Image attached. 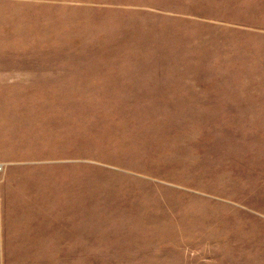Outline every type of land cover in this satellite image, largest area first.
Returning a JSON list of instances; mask_svg holds the SVG:
<instances>
[{
	"label": "rangeland",
	"instance_id": "374dc122",
	"mask_svg": "<svg viewBox=\"0 0 264 264\" xmlns=\"http://www.w3.org/2000/svg\"><path fill=\"white\" fill-rule=\"evenodd\" d=\"M26 2L0 0L13 8L0 18H24ZM131 5L84 2L73 12L76 19L113 22L124 37L182 18V60L149 65L212 66V75L182 78L246 84L256 88L244 92L248 99L264 103V18L228 17V4H219L207 34L208 20L197 11L178 17ZM83 25L89 38L92 30L116 29ZM207 42L216 47L213 58L201 56ZM132 61L145 60L123 63ZM75 102L76 116L85 111L83 137L75 116V178L84 173L90 187L89 218L72 223L84 221L85 230H0V264H264V122L224 121L230 117L221 108L209 116L207 108L136 106L126 91L75 92Z\"/></svg>",
	"mask_w": 264,
	"mask_h": 264
},
{
	"label": "crops",
	"instance_id": "0c3cea01",
	"mask_svg": "<svg viewBox=\"0 0 264 264\" xmlns=\"http://www.w3.org/2000/svg\"><path fill=\"white\" fill-rule=\"evenodd\" d=\"M27 1L21 6L24 18H0V43L11 48L0 49V162L5 164L0 174V230H85L84 221L72 223L89 218L85 208L88 211L90 187L84 173L75 178L76 117L82 122V137L85 121L84 109L76 116L75 92L126 91L136 106L207 108L209 116L221 108L230 117L224 121L264 122V103L251 102L244 93L256 88L188 83L182 78L212 75V66L149 65L154 59L182 60L188 49L182 18L166 19L156 25L158 31L153 30L155 25L141 26L124 37L113 22L76 19L73 12L75 4L110 0ZM131 3L138 11L161 9L178 17L182 10L197 11L208 20L203 26L210 30L206 33L216 27L219 4H228L223 9L228 17L264 18V0ZM12 9L0 6L1 12ZM88 22L89 27L116 29L92 30L89 38L83 25ZM107 34L112 38L107 39ZM127 43L130 49L123 48ZM215 48L212 42L203 44L201 56L213 58ZM195 49L199 53L200 48ZM122 60L145 61L124 65ZM77 106L84 108L85 103Z\"/></svg>",
	"mask_w": 264,
	"mask_h": 264
},
{
	"label": "built area",
	"instance_id": "2783aa9c",
	"mask_svg": "<svg viewBox=\"0 0 264 264\" xmlns=\"http://www.w3.org/2000/svg\"><path fill=\"white\" fill-rule=\"evenodd\" d=\"M5 164L0 162V174L4 171Z\"/></svg>",
	"mask_w": 264,
	"mask_h": 264
}]
</instances>
